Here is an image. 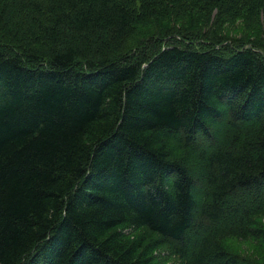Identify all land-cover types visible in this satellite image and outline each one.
<instances>
[{
	"label": "trees",
	"instance_id": "obj_1",
	"mask_svg": "<svg viewBox=\"0 0 264 264\" xmlns=\"http://www.w3.org/2000/svg\"><path fill=\"white\" fill-rule=\"evenodd\" d=\"M262 219L264 0H0V264H264Z\"/></svg>",
	"mask_w": 264,
	"mask_h": 264
},
{
	"label": "rangeland",
	"instance_id": "obj_2",
	"mask_svg": "<svg viewBox=\"0 0 264 264\" xmlns=\"http://www.w3.org/2000/svg\"><path fill=\"white\" fill-rule=\"evenodd\" d=\"M193 16H194V14H193ZM161 21H163V20H161ZM201 23H202V21H198V20L194 19V17H191L190 21H189V24H192L195 26L200 25ZM160 25H164V23L162 22L161 24H158L157 26H160ZM165 25H166V23H165ZM155 28L147 30L144 34H142V37H145V36H148L149 34H151L155 30ZM157 36H160V35H156L154 37H157ZM171 38H173V36H170V38L168 37L167 40H170ZM139 39L134 37V39L131 41L130 45H134ZM150 43H152V40H150L149 44ZM260 224L264 226V219H262L260 221ZM128 233H131V235L134 234L131 231H129ZM227 246H228V249L230 251L241 254L243 256L257 257L260 255V252L258 250V245L251 240L242 241V240L232 239V240L228 241ZM156 257H157V262H158L157 264H180L179 260L176 257L171 256L168 252H166L164 250L158 251L156 253Z\"/></svg>",
	"mask_w": 264,
	"mask_h": 264
}]
</instances>
